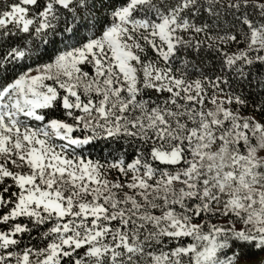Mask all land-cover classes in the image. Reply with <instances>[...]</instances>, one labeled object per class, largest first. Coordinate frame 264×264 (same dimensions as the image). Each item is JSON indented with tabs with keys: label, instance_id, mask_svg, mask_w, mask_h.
Returning <instances> with one entry per match:
<instances>
[{
	"label": "snow or ice",
	"instance_id": "obj_1",
	"mask_svg": "<svg viewBox=\"0 0 264 264\" xmlns=\"http://www.w3.org/2000/svg\"><path fill=\"white\" fill-rule=\"evenodd\" d=\"M0 264H264V0H0Z\"/></svg>",
	"mask_w": 264,
	"mask_h": 264
}]
</instances>
